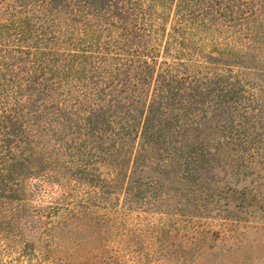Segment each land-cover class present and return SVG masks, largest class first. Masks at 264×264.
Listing matches in <instances>:
<instances>
[{
	"label": "trees",
	"instance_id": "obj_1",
	"mask_svg": "<svg viewBox=\"0 0 264 264\" xmlns=\"http://www.w3.org/2000/svg\"><path fill=\"white\" fill-rule=\"evenodd\" d=\"M256 13L254 0H0V198L123 194L190 216L232 204L231 178L264 165V67L199 38L257 44Z\"/></svg>",
	"mask_w": 264,
	"mask_h": 264
},
{
	"label": "rangeland",
	"instance_id": "obj_2",
	"mask_svg": "<svg viewBox=\"0 0 264 264\" xmlns=\"http://www.w3.org/2000/svg\"><path fill=\"white\" fill-rule=\"evenodd\" d=\"M254 3L257 44L245 38L247 31L232 39L199 35L204 50L225 48L226 42L246 45L243 50L256 53L264 67V0ZM258 173L231 178L241 189L222 196L232 204L223 198L211 203L207 216L125 207L123 194L90 204L87 194L49 190L32 196L27 206L0 198V264H264V165ZM244 185L250 194L242 193ZM29 204L49 205L52 214L35 216ZM225 207L229 218L220 214Z\"/></svg>",
	"mask_w": 264,
	"mask_h": 264
}]
</instances>
